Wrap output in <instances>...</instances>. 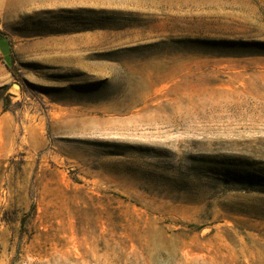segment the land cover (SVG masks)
<instances>
[{
    "label": "rangeland",
    "instance_id": "obj_1",
    "mask_svg": "<svg viewBox=\"0 0 264 264\" xmlns=\"http://www.w3.org/2000/svg\"><path fill=\"white\" fill-rule=\"evenodd\" d=\"M0 37V264H264V0H0Z\"/></svg>",
    "mask_w": 264,
    "mask_h": 264
},
{
    "label": "crops",
    "instance_id": "obj_2",
    "mask_svg": "<svg viewBox=\"0 0 264 264\" xmlns=\"http://www.w3.org/2000/svg\"><path fill=\"white\" fill-rule=\"evenodd\" d=\"M4 41H6V39L0 37V68L4 71H7V69L10 67L12 55L9 43H7V46L1 47V43Z\"/></svg>",
    "mask_w": 264,
    "mask_h": 264
},
{
    "label": "bare ground",
    "instance_id": "obj_3",
    "mask_svg": "<svg viewBox=\"0 0 264 264\" xmlns=\"http://www.w3.org/2000/svg\"><path fill=\"white\" fill-rule=\"evenodd\" d=\"M15 90H17V87L16 88H14Z\"/></svg>",
    "mask_w": 264,
    "mask_h": 264
}]
</instances>
